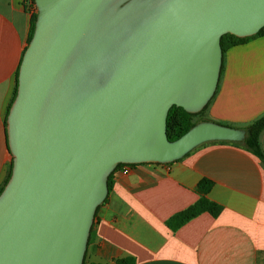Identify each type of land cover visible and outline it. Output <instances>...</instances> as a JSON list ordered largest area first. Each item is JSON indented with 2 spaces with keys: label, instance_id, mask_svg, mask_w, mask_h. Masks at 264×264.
<instances>
[{
  "label": "water",
  "instance_id": "1",
  "mask_svg": "<svg viewBox=\"0 0 264 264\" xmlns=\"http://www.w3.org/2000/svg\"><path fill=\"white\" fill-rule=\"evenodd\" d=\"M32 37L6 117L0 264H82L108 175L165 164L245 130L211 120L169 140L171 106L215 93L220 38L255 35L264 0H34Z\"/></svg>",
  "mask_w": 264,
  "mask_h": 264
},
{
  "label": "crops",
  "instance_id": "2",
  "mask_svg": "<svg viewBox=\"0 0 264 264\" xmlns=\"http://www.w3.org/2000/svg\"><path fill=\"white\" fill-rule=\"evenodd\" d=\"M33 6L0 0V184L11 162L5 115L28 43ZM264 114V35L230 47L204 117L243 129ZM264 150V131L260 137ZM212 182L206 197L220 206L172 230L166 220L193 204L197 185ZM264 264V165L229 141L205 142L178 160L117 170L97 210L85 260L109 264Z\"/></svg>",
  "mask_w": 264,
  "mask_h": 264
},
{
  "label": "trees",
  "instance_id": "3",
  "mask_svg": "<svg viewBox=\"0 0 264 264\" xmlns=\"http://www.w3.org/2000/svg\"><path fill=\"white\" fill-rule=\"evenodd\" d=\"M30 4L33 5L34 10L31 14L30 18V28H29V34H28V42L30 38L32 37L33 30H34V22L36 19V8L34 4V0H29ZM264 35V26L253 36L250 37H244L239 38L232 34H224L220 38V45L222 49V65L220 70L219 79L223 70V61H224V55L226 51L237 44L243 43L249 38L255 37V36H261ZM24 52V51H23ZM23 55V54H22ZM20 64V63H19ZM17 75H18V69L16 73V80H15V86L13 90V95L11 98V102L8 105L7 112L5 115L4 123L6 125V117L8 114L9 107L14 100L15 94H16V87H17ZM210 101L205 105V107L198 113H188L183 108L177 107L175 105L171 106L168 114H167V121H166V133L169 138V140H174L184 134L187 130H189L194 124L209 120L204 117V112L209 105ZM245 130V138L242 142H232L239 146H241L243 149L254 155L259 159V161L264 165V150L261 146L260 137L262 132L264 131V114L247 124L244 128ZM5 137H6V130H5ZM123 165L122 163L118 164L113 171L108 175L107 179V185H108V192L111 188V178L113 174L117 171V169ZM11 168H12V162H10L7 166V170L5 173V176L0 184V192L2 191L4 185L8 181L10 174H11ZM212 186V182L210 180L204 179L199 182L197 185V192L199 193V198L190 206L186 207L185 209L173 214L171 217H169L166 220V225L172 229L175 230L179 228L181 225L192 219L193 217L199 215L202 212H209L211 215L216 216L220 211V206L216 203L212 202L206 197V194L208 193L209 189ZM107 197L105 198L104 202H106ZM103 202V203H104ZM102 203V204H103ZM100 204L94 214V218L96 216V212L98 208L102 205ZM92 229V226H91ZM90 229V232H91ZM90 239V234L88 237V241ZM87 241V244H88ZM85 254L83 258V263L85 264ZM134 259L131 257H125L121 259L115 260L113 263L109 264H133ZM88 264H101V263H95L90 262Z\"/></svg>",
  "mask_w": 264,
  "mask_h": 264
},
{
  "label": "built area",
  "instance_id": "4",
  "mask_svg": "<svg viewBox=\"0 0 264 264\" xmlns=\"http://www.w3.org/2000/svg\"><path fill=\"white\" fill-rule=\"evenodd\" d=\"M31 5V4H30ZM33 6V5H32ZM34 10V7H33ZM123 165H121L117 170H119L122 174H127L130 172V170L137 164H130V163H122Z\"/></svg>",
  "mask_w": 264,
  "mask_h": 264
}]
</instances>
